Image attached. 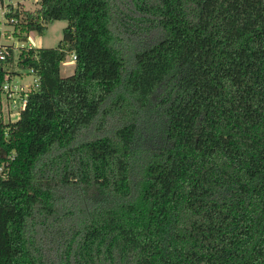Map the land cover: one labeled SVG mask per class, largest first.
<instances>
[{"label": "trees", "instance_id": "1", "mask_svg": "<svg viewBox=\"0 0 264 264\" xmlns=\"http://www.w3.org/2000/svg\"><path fill=\"white\" fill-rule=\"evenodd\" d=\"M39 3L24 39L68 24L14 122L0 67V264H264V0Z\"/></svg>", "mask_w": 264, "mask_h": 264}, {"label": "built area", "instance_id": "2", "mask_svg": "<svg viewBox=\"0 0 264 264\" xmlns=\"http://www.w3.org/2000/svg\"><path fill=\"white\" fill-rule=\"evenodd\" d=\"M18 8L20 7L16 3L5 4L4 0H0V67L10 58L12 51L17 48L13 39L24 40L23 35L25 32H22L20 28H16L19 18H17L15 12ZM28 47L32 46H21L20 48ZM70 57L74 62L77 59L75 54ZM28 70L32 76V81L28 83L23 82L25 74L19 69L14 72L8 69L5 73L1 86V99L3 118L6 113V122H14L20 118L21 111L26 107L30 93L37 90L40 85L41 77L37 70L34 67ZM10 162L11 160H5L4 163L0 162V176L6 177L9 174Z\"/></svg>", "mask_w": 264, "mask_h": 264}, {"label": "rangeland", "instance_id": "3", "mask_svg": "<svg viewBox=\"0 0 264 264\" xmlns=\"http://www.w3.org/2000/svg\"><path fill=\"white\" fill-rule=\"evenodd\" d=\"M6 3H16V5H19L20 7H23L27 10H36L40 6V0H4ZM68 22L65 20H56L52 23H49L44 30L43 34H38L36 31H33L29 34V37L24 40H19L17 38H14L13 41L16 43L17 48L14 51L15 52V58L14 62H12L8 69L12 72L16 70H21L24 72L25 76L23 79L24 83H28L32 81V76L29 73L28 69H21L18 66V58L21 50V46H32L35 48H42V47H48V48H54L57 47L60 43V41L63 38V31L64 28L67 26ZM67 63L62 64V75H70L74 72L75 69V62L72 60V57H68L66 60ZM67 67H69L71 70H67ZM15 79L19 80V78L15 77ZM4 120H7L6 113L4 114ZM5 161V160H4ZM4 161H0L1 163H4Z\"/></svg>", "mask_w": 264, "mask_h": 264}, {"label": "crops", "instance_id": "4", "mask_svg": "<svg viewBox=\"0 0 264 264\" xmlns=\"http://www.w3.org/2000/svg\"><path fill=\"white\" fill-rule=\"evenodd\" d=\"M67 70H71L69 67H67Z\"/></svg>", "mask_w": 264, "mask_h": 264}]
</instances>
